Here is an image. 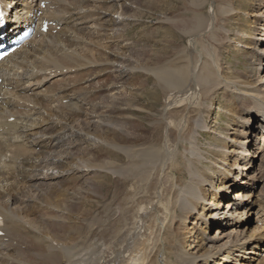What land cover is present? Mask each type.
Returning <instances> with one entry per match:
<instances>
[{"label": "bare ground", "instance_id": "6f19581e", "mask_svg": "<svg viewBox=\"0 0 264 264\" xmlns=\"http://www.w3.org/2000/svg\"><path fill=\"white\" fill-rule=\"evenodd\" d=\"M2 1L5 6H14V10H18L11 0ZM43 1L49 2L46 7L48 12H42L43 18L55 22V27H51L45 36L38 31L37 35L42 39L34 47L29 48L31 42L26 43L0 66V97L5 98L0 99V217L3 220L0 232L4 234L0 236V264H264V258L258 260L262 257L261 252L264 253L261 236H255L254 231L246 235L247 226L236 222L241 202H223L229 197L226 195L236 189L233 191L235 199H241L244 207L252 203L264 209L258 196L247 204L249 197L241 190L246 184L240 178H249L251 164L244 136L248 133L246 130L245 133L234 130L232 136H238L234 140L228 136L229 133L223 132L224 142H219L225 145L224 150L207 151L202 162L197 154L194 157V153L188 150L193 133L200 136L204 129L198 126L197 119L208 114L207 106L199 107L203 102L212 104L219 100L218 108L225 110L230 122L231 119L233 121L231 123L236 122L235 127L242 128L241 120L244 118L246 127L250 124L255 128L261 127L255 124L259 119L264 127L262 88L249 89L251 86L237 80L240 71L233 74L235 79L219 76L214 64L206 65L201 55L193 52L200 34H210L215 27V22L206 21L200 14L204 0H191L190 14L186 3L172 7L173 12L168 9L169 15L180 9L178 15H183L180 19L192 21L193 25L185 32L190 49L186 55L173 59L167 67L153 69L143 68L144 63L152 66L157 59L149 56L140 59L143 52L135 50L132 44L123 45V28H118L123 25L113 18V14L135 18V14L133 17L126 15L127 7L138 13L142 5L146 6L147 0H103L100 3L95 12L98 16L93 22L98 26L96 35L106 33L102 44L106 45L108 52L99 57L91 53L76 54L78 50L74 48L82 42L83 28L77 25L86 24L88 17V12L77 10L87 8L85 3L91 0ZM150 1L147 5L154 4L152 7L164 2ZM166 2L171 4L173 0ZM235 5L238 9L249 11L261 8L259 12L264 16V0H241ZM50 6L54 7L53 11H49ZM209 6L212 16L215 14L222 20L232 18L229 8L216 9L211 3ZM256 14L252 11L249 15L256 17ZM30 15L34 16L32 8L26 12L27 18ZM169 15L159 14L163 20L172 23ZM30 20L32 18L25 20L27 25ZM19 25L13 27L14 32L21 30ZM115 28L119 34L110 33ZM57 29L53 35L52 32ZM256 29L253 35L262 31L263 26ZM170 30L173 32L172 28ZM212 34L211 39L217 42ZM244 37L247 51L240 56L248 66L244 65L248 71L242 72L247 80L249 71H257V65L264 69V47L261 43L260 46L257 44L252 34ZM214 48L213 52L208 51H211L209 56L215 63L220 50L216 52L217 48ZM68 49H71L69 53ZM257 62L260 63L256 65ZM130 67L131 71L128 70ZM138 68L155 75L150 92L151 111L161 98L155 89H159L164 97L159 120L144 127L138 121L136 113L139 111L130 113V95L121 90L136 85L134 80L135 74L140 73L136 71ZM53 75L70 77L51 82L52 77L56 79ZM109 76L114 81L112 84L100 82ZM66 81L69 83L62 84ZM50 82L58 88L57 93L47 87ZM98 84L99 87L96 86ZM8 88L12 91L8 92ZM232 88L234 91H229ZM108 89L111 90L105 95ZM219 91H229L234 100L224 93L220 98ZM29 92L34 94L25 96ZM7 96L12 99H6ZM64 100L71 104L63 105ZM18 101L37 107L38 111L27 114L25 118L20 117L22 113L17 110ZM251 106H257L258 109L253 108L257 110L255 113L253 109L249 111ZM13 117L15 120L9 123L8 119ZM70 137L75 139V143H68L69 147L64 149V143ZM258 140L262 141L264 148V133L259 135ZM99 143L101 145L97 146ZM239 148L242 149L237 152ZM180 149L184 152H179ZM241 150L242 157H238L237 153ZM191 154L194 159L186 161ZM230 155L237 159L233 160L234 163L247 164L243 167L235 165L232 170L238 171L235 175L231 170L222 168L223 164L227 165ZM53 159L56 161L53 162ZM50 168V171L57 170V175L49 174L47 169ZM90 169L104 174L103 179L109 176L112 183L110 186L103 182L100 184L109 192L106 199L99 198L94 188L91 193L88 192L90 203L101 202L91 207L94 211L86 226L72 222L76 199L67 197V205L62 207L55 199V193L61 189L58 183L61 186L77 183L75 178L67 175L81 170L84 177ZM239 171L243 173L239 174ZM60 174L66 175V182H55L60 179ZM234 181L240 186L236 187ZM207 197L210 199L207 200ZM207 202L214 210L205 220H198L206 223L208 227L205 228H211V224L223 227L214 232V237L205 236L195 242L197 244L192 249L196 248V253L188 252L186 248L194 244V240L189 243L185 238L190 235L188 229L192 223L188 222L198 216L199 207ZM13 205L17 207L12 209ZM51 212L54 216H46ZM233 221L235 226L231 224ZM180 230L188 233L181 236ZM233 232L235 235L229 240ZM226 238L229 246L228 242L221 245L220 242ZM216 259L220 263H215Z\"/></svg>", "mask_w": 264, "mask_h": 264}, {"label": "rangeland", "instance_id": "374dc122", "mask_svg": "<svg viewBox=\"0 0 264 264\" xmlns=\"http://www.w3.org/2000/svg\"><path fill=\"white\" fill-rule=\"evenodd\" d=\"M103 0H91V1H87L85 4L87 5V8H83V9H79L77 11H80V13H87V21L85 22L86 24L83 25H77L80 28H83L81 31V43L74 47L76 48V54H85L87 53V55H93L94 57H99L102 56L104 53H107L108 50L106 49V45L102 44V40L104 39V35H106V33L101 32L100 35H96V30L98 29V26L94 24V18H96L98 16V14H96L95 12L99 9V5ZM164 1L163 3H161L159 6H154L152 7L154 4H152L151 6H148V3H151L150 0H147V4L142 5L141 6V10L136 13L134 10H131L129 7L128 10L126 11V15L127 16H131L133 17L134 14L136 15L135 18H128L127 17H121L119 15H114L113 14V18L115 20H117L119 23H121L122 26H119L118 28H123V37L122 40L125 41L123 43L124 44H132L135 48V50L143 52V54L141 55L140 59H143L144 57H152L157 59V61H155V63L152 66H148L144 63L143 68H149V69H153V68H160V66H168L173 62V59L175 60V58L181 56V55H186L187 52H189L188 50L190 48L189 47V42H188V37L187 35H185L186 30H188L192 25V21L190 20H186V19H180L181 16L183 15H178V13H181V10L179 9L178 11H176V13H171V15H169L168 9H170L172 12V7H174L175 5H183L184 3H186L187 5V12L190 14L192 13V1L191 0H173V3L171 4H167V0H161ZM241 2V0H204V4L202 5V10H201V16L204 17V19L207 21L209 20L210 22L212 21L213 23L215 22V27H212V31L210 34H200V36L198 37V40L195 41V49H194V53H198L201 55L202 57V62H205L206 65L208 64H214V68L217 71V74H219V76L226 78V79H230L231 77L233 79L234 76L233 74H235L236 71H240V73L242 74V72L245 73V70L248 71L244 65H246V63L243 61V59L241 58L240 55H242L243 53H245L247 50L244 47V42L246 41V38H242V36H249L252 34L253 39L256 40L257 44L259 45L260 43L263 45L262 47H264V23L262 21H264V16H262V12L260 13L259 11L261 10V8H253L250 11L249 10H244V9H238V7L235 5L236 3ZM211 3V6H215L216 9L222 8L223 10L227 7L229 8V10H231V16L232 18L229 19H220V18H216V15L214 14L213 16L210 14L212 9L210 8L209 4ZM189 4V5H188ZM153 9V10H152ZM130 10V11H129ZM233 10V11H232ZM183 12L185 10H182ZM252 11L254 13H257L256 17H251L249 14L252 13ZM104 12V11H103ZM162 13H167L169 16V18L171 17V21L172 23H169V21L163 20L164 18H162L161 16H159V14ZM139 14V16L137 15ZM175 15V16H174ZM214 18V20H213ZM211 19V20H210ZM219 19V21H218ZM212 23V26L214 25ZM177 25V26H176ZM85 26V27H84ZM263 26V30L259 31L257 33V35H253V31L256 32V28ZM173 29V32H171L170 29ZM117 28H115L116 30ZM110 32L112 34H119L120 32L118 31V29L116 31ZM213 33V34H212ZM217 33V35H216ZM220 33V34H218ZM216 36V40L217 42H215L214 40L211 39L212 36ZM215 34V35H214ZM207 36V37H206ZM39 40V39H37ZM169 42V43H167ZM260 46V45H259ZM214 47L217 48L216 52L218 50H220V52L218 53V60L215 61V63L211 60V57L209 56V52H213V49H215ZM206 49V50H205ZM68 53L71 51V49H68ZM211 50V51H208ZM66 50L65 48H63V53H65ZM208 54H207V53ZM91 53V54H90ZM193 53V55H195ZM99 54V55H98ZM214 56V55H213ZM195 57V56H194ZM216 58V54L214 56ZM237 57V58H236ZM262 62V61H260ZM260 62H257L256 65ZM240 63V64H239ZM255 65V67H256ZM244 66V67H243ZM246 67H248L246 65ZM132 67L128 68L129 71H131ZM141 69L138 68L136 71L140 72V73H136L135 74V80L134 82L136 83L135 86H126L125 88H121L122 92L130 95L129 97V105H130V113H133V110H138L139 112L136 113L139 116L138 121L140 122V124H142V126H148L149 124L155 122L156 120H159L160 117V113L162 112V107L161 104L164 103V97L161 96V93L159 91V89H155L157 91V94H159V96L161 97L159 99V105H155L156 107L153 108L154 111H151V109L149 108L150 105L152 104V100L150 97V92H151V88L153 87V81L155 78L154 72H148L145 69ZM257 71H253L250 72L249 71V79L246 80V76L244 74H240L238 73V77H240L237 80H240L241 82H244L245 84H248L249 89H258V88H262V92H263V96H264V69L263 66H258L257 65ZM126 70V69H125ZM124 70V71H125ZM126 70V71H128ZM20 72V71H19ZM85 72V71H84ZM152 73V74H151ZM20 74V73H19ZM74 74V73H72ZM71 75V74H70ZM70 75H53L56 77V79H54V77H52L51 81H62L63 79H68L70 77ZM73 76V75H72ZM215 78V77H214ZM74 79V77H73ZM102 79V78H101ZM100 82H106L107 84H112L114 81L111 78V76H109L108 78L104 77L103 81ZM130 82V81H129ZM263 82V83H262ZM63 83H69V82H62ZM80 84V83H79ZM51 85V86H50ZM47 85L48 88L53 89L54 93H57L58 88L52 86L53 84ZM96 86H100L99 84ZM116 86V84H115ZM229 89V88H228ZM111 89L106 90L104 93L105 95L109 94ZM127 91V92H125ZM229 91H234L233 88L230 89ZM228 91V93H230ZM152 92H154V89H152ZM219 97H222L221 93H224L227 98H231L234 100L233 97H231L230 94L225 93V92H221L219 91ZM31 93H28L26 95H30ZM109 99V98H108ZM162 102V103H161ZM218 102L215 103H204L203 105H200L199 107L202 106H207V110H208V114L200 117L198 116L197 119L199 121L198 126H202L204 127V129H202V134L199 136L198 134H195V130L193 135H192V139H190V144H188V150L190 152H192V154L194 153V157L196 155V157H199L198 159L201 161L202 159L204 160V158L206 157V152L209 150H224L222 143H220L221 141L224 142V140L222 139L226 133H229V137L233 138L234 140L238 139V136H236L237 138H235L234 136H232V133L234 132V130H237L239 132H243L244 130H246L247 133V129H249V127L244 125V121L245 118L243 120H241V124L243 125L242 128H238L235 127L236 122H233L231 119V122L229 120V118L225 115V110H223V108H218ZM244 102V101H243ZM247 102H249L247 100ZM63 105H67V101H63L62 102ZM68 104H71L70 102ZM249 106L251 105V103H248ZM23 105V104H21ZM107 105V103L105 104ZM163 105V104H162ZM117 106L119 107L120 105L117 104ZM32 105L29 106L30 109H32L31 112H28L25 114V112L23 111V106L19 107V110H22L21 112L23 113V115H21L20 117L25 118V116L27 114L32 115L35 111H38L37 107L31 108ZM161 107V108H160ZM156 108V109H155ZM253 108H257V106H251L249 107V111H251L250 109ZM258 109V108H257ZM27 110V109H25ZM223 110V111H222ZM254 113L257 111L256 109H253ZM116 113L118 114L119 111H116ZM141 117V119H140ZM147 117V118H146ZM200 117V118H199ZM29 117H26V119ZM81 119H84L83 117ZM234 120V119H233ZM248 120V117L247 119ZM256 121V119H255ZM252 122L253 123H255ZM261 119L257 120V122L255 124L257 125H262L261 123ZM231 124V125H229ZM245 124L247 125V122H245ZM74 127V126H73ZM254 127V126H253ZM252 127V133L251 135H244L246 136V150L249 152L247 158L248 160H251V164H249L250 166V171H249V178H245L242 177V180H244L246 185H253L254 189H251L252 187H250V190L248 191L247 186L245 187L246 191H248L249 193L254 192L253 194H249V200L253 199L254 194H259L258 197L260 199V203H262L264 205V148L261 144V146L257 145L258 143H260L258 141V137L261 133H263L261 130V127H258L253 129ZM231 128V129H230ZM75 131V129H74ZM212 132V133H211ZM224 132V134H223ZM245 133V131L243 132ZM219 135L215 136V135ZM195 135V136H194ZM258 135V136H257ZM67 137V136H66ZM65 137V138H66ZM195 137V138H194ZM241 137V136H240ZM239 137V138H240ZM68 138V137H67ZM213 138V141L211 140ZM215 138V139H214ZM243 138V137H242ZM197 139V140H196ZM217 139V140H216ZM67 142L64 143V149H67L69 147V145L67 146V144H73L75 143V139H73L72 137H70L69 139H66ZM74 142H73V141ZM220 141V142H219ZM78 143V142H77ZM253 144V148H251V144ZM101 144L99 143L97 146H100ZM104 145V143H103ZM217 145L221 146L217 147ZM257 145V146H256ZM186 146V145H185ZM260 148H259V147ZM187 148V146H186ZM255 148V149H254ZM259 148V149H256ZM242 149L239 148L238 150H236L237 152ZM187 150V151H188ZM243 151V150H242ZM179 152L183 153L184 150H179ZM187 154V152L185 153ZM190 155L189 157L186 158V161H192V159H194L192 156ZM238 157H240V154H242V152L240 151V153H237ZM236 154V155H237ZM203 155V156H202ZM107 158V157H105ZM189 158V159H188ZM257 158V159H255ZM233 160L235 159V156L230 155V157L227 160V165L223 164V167L225 170H231V173L233 172L234 175L238 173V171H232L233 168H235V165H239L242 166V164L240 163H234ZM240 160V159H238ZM56 161L53 159V162ZM253 161H255V165H253ZM202 162V161H201ZM239 162V161H238ZM210 164V163H209ZM117 165H121L120 163L117 162ZM243 167V166H242ZM263 167V168H261ZM49 172V174H53V175H57V170L55 171H50V169H47ZM80 172L71 174V175H67L69 177H73L76 179L77 183H70L64 186H61L60 183H58V185L61 187L59 192L55 193V199L60 201L62 205V207H65L67 205V202H65V199L67 197H72L73 199H76V204L74 206L73 209V216H72V222L73 223H77L79 225H86L87 226V222H88V218L89 216L93 213L94 208H91L93 205H99L101 200H99V202H91L88 198L91 199V195L89 193H91V190L94 188L95 191L98 192L99 198L101 199H106L109 196V192L107 190H105V188H101L100 184L101 182H103L104 184H107L108 186L111 185L112 181L109 179H103V176H105L104 174L100 173V172H96V171H90L86 172L85 170V176L83 177V171L81 172V170H79ZM240 172V171H239ZM48 173H46L45 175H47ZM88 173V174H87ZM243 173V172H242ZM241 172L239 174H242ZM251 174V176H250ZM256 175V176H254ZM61 176L60 179L56 180L55 182H59V181H64L65 176L63 175H58ZM232 176V174H230V177ZM261 176V178H260ZM40 177H44L40 175ZM81 177V178H80ZM83 177V178H82ZM252 178V179H251ZM62 179V180H61ZM256 179V180H255ZM229 180L231 181V179L229 178ZM246 180V181H245ZM251 180V181H250ZM49 182V180H46ZM54 182V181H53ZM236 182V181H235ZM55 188H57L55 186ZM236 189H234L233 191H235ZM90 191V192H89ZM197 191L200 192V188L197 187ZM233 191L231 193H229V195H226V198L223 202L227 203L228 201H233L235 200V194L233 193ZM88 193V195L84 194V193ZM59 193V196H56V194ZM78 194V195H77ZM219 194V193H218ZM68 195V196H67ZM57 197V198H56ZM234 198V199H233ZM210 199V198H209ZM207 197V200H209ZM89 200V201H88ZM106 200L103 201V203ZM207 203H203L205 205H202L199 207L198 211V216L195 215L193 220H190L188 222V224H190V222L192 223L191 225H189V232L190 235H186V239H188L190 242L192 243V241L194 240V244H192L191 247L186 248L188 252H192V253H196V248L192 249L197 243L195 242H199L202 237H214L216 234L214 233L217 229L222 228L223 225H217V226H213L211 224V228H205V222H202V220H198L200 218H203L204 220L207 218V216H209V214L212 212L213 207H211L210 204ZM223 203V205H224ZM208 204V205H207ZM248 204V203H247ZM252 203H250L251 205ZM259 205V204H257ZM252 207L255 206L256 210H253L251 208H243V210H241L240 212V216L238 218V220H236L237 224L241 226H247V234L246 235H250L252 233V231H254L255 236H261V243L263 242L264 239V229L257 227V225L261 224V219H263V214L259 213L261 210L260 208H258L256 205H251ZM260 206V205H259ZM17 206L13 205L12 209H15ZM254 208V207H253ZM68 209V207H67ZM58 211H60V209H58ZM224 213L225 210L223 209ZM250 212V215H248V213ZM253 212V213H252ZM57 214V213H56ZM45 215V213H44ZM46 216L51 217L54 216V213H48ZM250 220V221H249ZM264 220V219H263ZM234 222V221H233ZM235 222V223H236ZM234 224V223H231ZM185 226H188L187 224ZM213 226V227H212ZM207 227V226H206ZM187 228V227H186ZM207 231V233L202 234L201 231ZM181 232V236L182 234H187L188 231L184 230H180ZM194 232V233H191ZM230 232V231H228ZM263 234V235H262ZM195 236V238H193V236ZM235 235V232L232 233V236L229 240L232 239V237ZM219 236V235H217ZM197 237V239H196ZM253 238V237H252ZM229 240L226 238L223 241H221V245L225 244L226 242H228V246H229ZM203 242V241H202ZM263 248V247H262ZM262 256L264 255L263 252ZM198 262H200L198 260ZM215 263H220V260H215ZM255 264H257L256 262H254ZM199 264H203V263H199ZM258 264H261L258 263Z\"/></svg>", "mask_w": 264, "mask_h": 264}, {"label": "snow or ice", "instance_id": "6c2138e0", "mask_svg": "<svg viewBox=\"0 0 264 264\" xmlns=\"http://www.w3.org/2000/svg\"><path fill=\"white\" fill-rule=\"evenodd\" d=\"M4 58V56L3 55H0V59H3Z\"/></svg>", "mask_w": 264, "mask_h": 264}]
</instances>
